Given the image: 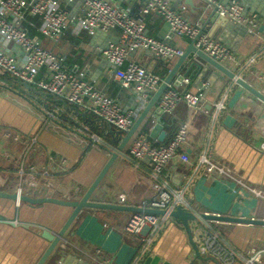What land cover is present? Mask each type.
Wrapping results in <instances>:
<instances>
[{
    "label": "crops",
    "instance_id": "0c3cea01",
    "mask_svg": "<svg viewBox=\"0 0 264 264\" xmlns=\"http://www.w3.org/2000/svg\"><path fill=\"white\" fill-rule=\"evenodd\" d=\"M117 1L130 11L138 3V0ZM220 1L226 4L228 0ZM241 1L247 14L257 16L255 35L217 19L202 0H173L172 6L185 5L191 22L198 23L213 39L229 40L235 60L228 66L229 71L264 95V0ZM145 28L147 35L157 40H162L168 31L158 17L146 18ZM34 37L44 48L52 50L67 70L85 68V80L117 101L124 112L135 111L137 119L146 107L141 108L135 96L121 88L111 67L98 53L115 41L117 32L91 37L85 32L74 34L70 27L56 45L40 35ZM172 45L185 52L190 43L176 37ZM7 49L20 55L15 46ZM128 59L162 81L178 61L176 58L161 64L151 53L140 51L131 53ZM195 59L193 54L186 58L170 85L191 93L206 85L202 109L188 108L180 102L171 115L161 116L163 142L180 124L188 125L184 150L189 163L173 159L159 178L153 177L147 159L134 160L128 156L127 145L117 152L123 135L88 111L5 79L6 85L0 87V193L13 194L19 170L31 169L36 173L38 185L26 186L23 196L33 200L78 201L104 168L110 153H117L90 201L143 208L155 198L154 185L165 181L171 190L182 192L183 210L196 217L189 222V228L197 251L204 231L216 233L235 253L244 254L252 246H264V227L217 223L200 217L216 214L264 221V201L248 191L264 192V155L259 150L264 142V105L210 66L199 62L200 69L190 68ZM42 77L41 70L37 79ZM179 77L186 79L187 84L175 83ZM221 102L224 109L217 111L214 105ZM155 107L156 104L138 132L148 134L155 124ZM81 130H87L98 142H92ZM15 136H19L17 141L13 140ZM202 155L216 167L230 170L244 187L217 174H205L204 167L197 165ZM62 191L70 192L69 200L62 199ZM71 212V208L50 203L21 202L17 207L14 201L0 198V264H38ZM131 215L81 210L42 264H93L92 259L94 264H219L200 254L202 260H198L183 227L169 217L162 220V216H157L158 228L153 235L149 231L126 235L123 229ZM149 237L152 241L146 245ZM234 264L244 263L239 260Z\"/></svg>",
    "mask_w": 264,
    "mask_h": 264
},
{
    "label": "built area",
    "instance_id": "2783aa9c",
    "mask_svg": "<svg viewBox=\"0 0 264 264\" xmlns=\"http://www.w3.org/2000/svg\"><path fill=\"white\" fill-rule=\"evenodd\" d=\"M172 1L138 0L135 10L130 11L123 8L117 0H0V87L6 85L5 79L24 87H33L45 96L88 111L99 122L124 135L136 120L137 113L124 112L117 101L89 84L85 80V68H64L56 54L44 48L37 38L31 37L29 30L37 32L54 45L60 42L70 27L74 34L85 32L91 37L117 32L115 41L106 44L98 53L111 67L114 80L121 88L130 91L143 108L163 81L153 72L129 61L131 53L149 52L158 62L165 64L184 54L182 49L172 45V40L177 37L186 40L194 49L228 70V66L235 62L229 40L221 42L213 39L198 23L190 21L185 5L173 8ZM202 1L217 19L243 28L249 35H255L257 16L247 14L241 0H228L226 4L220 0ZM148 17H158L165 23L168 31L162 40L147 35L145 20ZM11 45L18 48L19 56L7 49ZM41 70L43 77L37 79ZM187 82L186 79H181L178 84ZM205 88L206 85H202L196 93H191L168 84L156 102L153 117L171 115L180 102L188 108L201 110ZM214 107L217 111L224 109L222 102ZM187 130V124H180L174 134L162 143L151 139L148 134L136 131L127 143V154L134 160L147 159L153 177L159 178L173 159L189 163V156L184 150ZM79 132L89 136L87 130ZM18 138L19 136H15L13 140L17 141ZM89 139L95 144L98 142L95 136L90 135ZM259 150L264 155V142ZM197 165L203 166L207 175L217 174L237 183L241 188L244 187L233 178L230 170L216 167L204 155L198 157ZM35 178L33 170H19V179L13 192L16 197L15 206L20 205L19 199L26 186L37 187L38 181ZM154 191L155 198L143 208L164 211L162 220L167 219L169 213L177 207L185 205L182 192L171 190L165 181L154 185ZM248 191L254 198L264 201V192L257 189ZM70 197L69 191H62V199L69 200ZM157 228V216L132 214L123 230L128 236H137L143 231H149L153 235ZM151 241L152 237L147 238L146 245ZM198 245L200 255L210 257L219 264H234L239 260L244 264H261L264 255V246H252L244 254L235 253L221 242L216 233L206 231L198 240ZM61 247L64 248V245ZM92 262L94 264L95 260L92 259Z\"/></svg>",
    "mask_w": 264,
    "mask_h": 264
},
{
    "label": "water",
    "instance_id": "95a60500",
    "mask_svg": "<svg viewBox=\"0 0 264 264\" xmlns=\"http://www.w3.org/2000/svg\"><path fill=\"white\" fill-rule=\"evenodd\" d=\"M225 22L224 20H222ZM193 54L196 57L195 61H192L190 63V68L194 67L196 69H200L199 62L202 64H205L207 66H210L212 69H214L216 72H218L222 77H225L233 82H235L236 85H238L240 88H242L244 91H246L250 96L255 98L259 103L264 105V95L253 88L249 83L242 80L239 77H236L235 74H233L231 71H229L224 66L218 64L214 60L208 58L205 54L202 52L196 50L193 48V46L190 44L189 47L184 52L183 56L178 59L177 64L174 66V68L169 72L168 76L163 80V82L160 84L159 88L155 91L151 99L149 100L146 107L143 109L141 114L138 116V118L133 122L131 128L128 132H126L117 147V152H122L125 146L127 145L129 139L135 134V132L139 129L140 125L143 123V121L146 120V117L148 116L149 112L152 110V108L155 106L157 100L159 99L160 95L163 93L165 88L168 84H170L171 80L173 79L175 73L181 66V64L186 60V58ZM179 80L183 79V77H179ZM178 80V81H179ZM175 82V83H178ZM155 118V124L151 127V129L148 132V135L151 139H155L157 142H163L165 139V133L162 131V124H161V116H156ZM117 153H110V158L108 162L105 164L104 168L101 170V172L97 175V177L94 179L92 184L89 186V188L86 190V192L83 194L80 200L74 201V202H66V201H59L54 199H39V200H33L28 198L27 196H21L19 201L24 202L30 205H37V204H43V203H50L55 204L59 206H64L72 209V212L68 219L66 220L64 226L60 230V232L56 235L54 240L51 242L49 248L46 250L42 258L39 260L38 264H42L46 258L49 256L51 251L55 248L57 243L63 239V235L67 231L70 224L73 222L75 217L79 214V212L83 209H95V210H109V211H119V212H125V213H131V214H149V215H155V216H163L164 211L160 210H152V209H145V208H135V207H127V206H121L115 203L111 204H104L102 201L98 202H92L90 201V197L98 187L100 181L106 174V172L109 170L112 163L117 158ZM0 198L9 199L12 201H15L16 197L14 194H5L0 193ZM200 217L203 220L211 221V222H217V223H229V224H239V225H251V226H261L264 227V221L261 220H253V219H243V218H233V217H226L222 215H216V214H202ZM169 218H171L176 224H179L183 227L185 230L189 245L191 246L192 250L195 253V256L198 260H202V258L199 256V253L197 251V247L195 243L193 242V237L191 230L189 228V222L194 221L196 219L195 215L183 210L181 207H177L175 210L169 213ZM210 261L216 262L214 259L210 258ZM217 263V262H216Z\"/></svg>",
    "mask_w": 264,
    "mask_h": 264
},
{
    "label": "trees",
    "instance_id": "16d2710c",
    "mask_svg": "<svg viewBox=\"0 0 264 264\" xmlns=\"http://www.w3.org/2000/svg\"><path fill=\"white\" fill-rule=\"evenodd\" d=\"M29 35L31 37H34L35 35H39L37 32L33 31V30H29Z\"/></svg>",
    "mask_w": 264,
    "mask_h": 264
}]
</instances>
